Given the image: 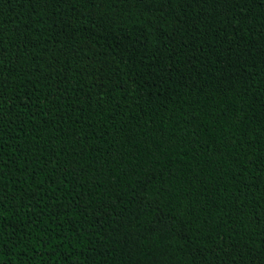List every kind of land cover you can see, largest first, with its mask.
Returning <instances> with one entry per match:
<instances>
[{
    "label": "trees",
    "instance_id": "1",
    "mask_svg": "<svg viewBox=\"0 0 264 264\" xmlns=\"http://www.w3.org/2000/svg\"><path fill=\"white\" fill-rule=\"evenodd\" d=\"M0 264H264V0H0Z\"/></svg>",
    "mask_w": 264,
    "mask_h": 264
}]
</instances>
